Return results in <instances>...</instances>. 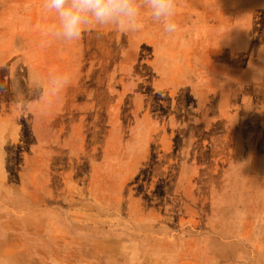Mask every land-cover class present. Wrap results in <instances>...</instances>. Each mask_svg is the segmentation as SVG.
Wrapping results in <instances>:
<instances>
[{
	"label": "rangeland",
	"instance_id": "obj_1",
	"mask_svg": "<svg viewBox=\"0 0 264 264\" xmlns=\"http://www.w3.org/2000/svg\"><path fill=\"white\" fill-rule=\"evenodd\" d=\"M43 3L0 0V264H264V0L71 43Z\"/></svg>",
	"mask_w": 264,
	"mask_h": 264
},
{
	"label": "clouds",
	"instance_id": "obj_2",
	"mask_svg": "<svg viewBox=\"0 0 264 264\" xmlns=\"http://www.w3.org/2000/svg\"><path fill=\"white\" fill-rule=\"evenodd\" d=\"M43 8L55 18V23L45 30L49 42L78 41L90 26L111 27L122 33L139 32L144 13L162 26L165 35L177 31L176 0H44ZM41 78L39 73L30 74L28 81ZM55 80L60 85L58 93L69 84L66 75H55ZM17 94L23 95L22 88L17 87Z\"/></svg>",
	"mask_w": 264,
	"mask_h": 264
}]
</instances>
